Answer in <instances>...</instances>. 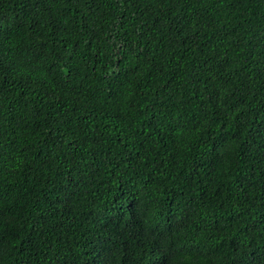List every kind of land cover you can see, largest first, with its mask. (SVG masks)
Here are the masks:
<instances>
[{
    "label": "trees",
    "instance_id": "trees-1",
    "mask_svg": "<svg viewBox=\"0 0 264 264\" xmlns=\"http://www.w3.org/2000/svg\"><path fill=\"white\" fill-rule=\"evenodd\" d=\"M0 264H264V0H0Z\"/></svg>",
    "mask_w": 264,
    "mask_h": 264
}]
</instances>
